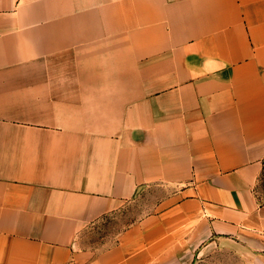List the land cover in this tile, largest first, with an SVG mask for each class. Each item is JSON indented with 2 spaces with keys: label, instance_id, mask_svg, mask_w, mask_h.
I'll return each instance as SVG.
<instances>
[{
  "label": "crops",
  "instance_id": "obj_1",
  "mask_svg": "<svg viewBox=\"0 0 264 264\" xmlns=\"http://www.w3.org/2000/svg\"><path fill=\"white\" fill-rule=\"evenodd\" d=\"M263 170L264 0H0V264H264Z\"/></svg>",
  "mask_w": 264,
  "mask_h": 264
},
{
  "label": "rangeland",
  "instance_id": "obj_2",
  "mask_svg": "<svg viewBox=\"0 0 264 264\" xmlns=\"http://www.w3.org/2000/svg\"><path fill=\"white\" fill-rule=\"evenodd\" d=\"M171 187L154 183L146 187L125 208L104 218L81 236V244L105 248L115 244L122 231L140 218L152 213L156 204L171 192ZM257 192L264 202V170L257 184ZM191 264H244L243 260L229 249L209 246L201 250Z\"/></svg>",
  "mask_w": 264,
  "mask_h": 264
}]
</instances>
